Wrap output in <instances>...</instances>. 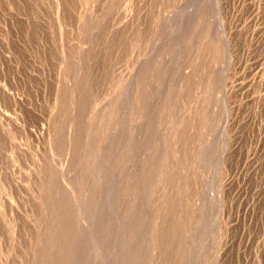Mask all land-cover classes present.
Listing matches in <instances>:
<instances>
[{"label":"rangeland","instance_id":"1","mask_svg":"<svg viewBox=\"0 0 264 264\" xmlns=\"http://www.w3.org/2000/svg\"><path fill=\"white\" fill-rule=\"evenodd\" d=\"M0 264H264V0H0Z\"/></svg>","mask_w":264,"mask_h":264}]
</instances>
